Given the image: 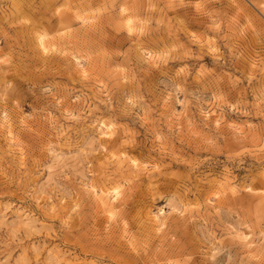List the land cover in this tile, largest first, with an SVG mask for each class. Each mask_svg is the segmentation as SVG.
<instances>
[{
	"label": "rangeland",
	"instance_id": "obj_1",
	"mask_svg": "<svg viewBox=\"0 0 264 264\" xmlns=\"http://www.w3.org/2000/svg\"><path fill=\"white\" fill-rule=\"evenodd\" d=\"M0 264H264V0H0Z\"/></svg>",
	"mask_w": 264,
	"mask_h": 264
},
{
	"label": "bare ground",
	"instance_id": "obj_2",
	"mask_svg": "<svg viewBox=\"0 0 264 264\" xmlns=\"http://www.w3.org/2000/svg\"><path fill=\"white\" fill-rule=\"evenodd\" d=\"M241 130V129H240ZM242 131H244L243 129L241 130V134H242ZM240 133V132H239Z\"/></svg>",
	"mask_w": 264,
	"mask_h": 264
}]
</instances>
